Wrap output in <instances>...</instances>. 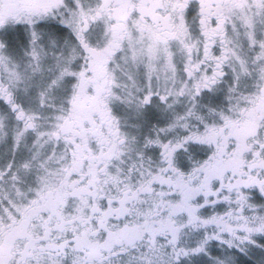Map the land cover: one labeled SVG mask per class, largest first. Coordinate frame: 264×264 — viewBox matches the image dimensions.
Returning a JSON list of instances; mask_svg holds the SVG:
<instances>
[{"label":"snow or ice","instance_id":"6c2138e0","mask_svg":"<svg viewBox=\"0 0 264 264\" xmlns=\"http://www.w3.org/2000/svg\"><path fill=\"white\" fill-rule=\"evenodd\" d=\"M0 264H264V0H0Z\"/></svg>","mask_w":264,"mask_h":264}]
</instances>
